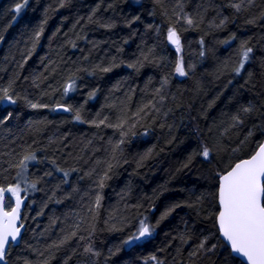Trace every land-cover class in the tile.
I'll list each match as a JSON object with an SVG mask.
<instances>
[{"label":"trees","instance_id":"1","mask_svg":"<svg viewBox=\"0 0 264 264\" xmlns=\"http://www.w3.org/2000/svg\"><path fill=\"white\" fill-rule=\"evenodd\" d=\"M17 3L0 0V90L16 100L0 102V187L25 186L26 203L5 264H242L217 231V173L264 140V0ZM121 119L136 124L124 137L106 126ZM141 221L152 234L125 244Z\"/></svg>","mask_w":264,"mask_h":264},{"label":"snow or ice","instance_id":"2","mask_svg":"<svg viewBox=\"0 0 264 264\" xmlns=\"http://www.w3.org/2000/svg\"><path fill=\"white\" fill-rule=\"evenodd\" d=\"M251 2V0H249ZM27 0L24 3H17L13 11L19 13L21 9L25 6ZM238 11L240 10V4H234ZM185 22L188 25H192L194 21L189 17H184ZM224 21H221V25ZM112 25H107L111 27ZM37 37L40 35L38 32ZM168 41L175 45L177 53L181 51L180 36L177 31L170 27L167 34ZM234 38V37H233ZM203 43V41H201ZM228 43V41H224ZM246 42L241 44V60L239 67L235 69L236 73L239 74L241 69L244 68L245 63L249 59L250 53H252L251 47H245ZM204 53L201 52V56ZM129 67H135V65H129ZM111 68H103L102 71L108 72ZM176 72L181 75H187L185 67L182 60H178L176 63ZM74 88V82L69 83L65 88L64 92L67 94L70 90ZM159 91V90H158ZM0 102L7 101L8 103L15 104L16 100L10 94L9 88H4L0 90ZM95 93H90V97L94 96ZM32 108L44 107V105L30 104ZM62 107V106H61ZM148 107V105H145ZM64 111H71V108L64 107ZM144 109L141 108L139 111L142 112ZM250 109L245 108L244 111L247 112ZM9 116L11 113L8 114ZM139 115V112L136 113ZM8 119V117H4ZM76 120H80V113L77 111L75 115ZM107 117L99 121L96 126L99 127L100 124H105ZM3 123V120H0ZM95 123V121H93ZM127 120L121 119L119 123L108 124L106 126L114 127L120 130L121 137L127 136L132 128L136 127V124H131L130 128L125 131V124ZM132 135H135L132 132ZM251 135V133H249ZM124 141L122 140L121 143ZM120 144L114 146L118 149ZM235 151V150H234ZM204 159H208L210 156V149L205 147L201 153ZM146 158V157H145ZM34 155H26L17 165V167L26 169V162L29 160H34ZM187 166V165H185ZM113 165H108V170L112 169ZM20 175V173H18ZM67 175V173H65ZM219 179V187L217 191V201L219 204V210L216 215V222L219 228L220 235L230 244L233 253L238 254L240 257L246 259L247 264H264V142L257 146V150L248 159H241L239 162L235 163L234 166L230 167L223 174L217 173ZM108 171L100 177L99 187L102 189L105 186V181L109 179ZM35 187V185H31ZM20 184L9 186L7 188L0 187V261L5 259V254L8 250V245L11 242H15L18 239L20 233V227L16 226V221L18 218L21 199H20ZM6 193H10L11 196L16 198L15 207H11L10 211L5 210L4 201L6 199ZM102 197L97 194L95 198L96 207H99ZM179 207V205H176ZM173 209H168L162 216L163 220L167 215L171 213ZM159 223V222H157ZM155 226H149L145 221L140 222V227L138 234L129 238V240L124 241L125 244H129L133 240H140L142 237L150 236ZM75 235V232L72 233ZM64 241H61L63 243ZM200 247H204V241H201ZM215 248V245H213ZM85 251H91L90 248L85 249ZM155 259V257H151Z\"/></svg>","mask_w":264,"mask_h":264},{"label":"water","instance_id":"3","mask_svg":"<svg viewBox=\"0 0 264 264\" xmlns=\"http://www.w3.org/2000/svg\"><path fill=\"white\" fill-rule=\"evenodd\" d=\"M169 42V41H168ZM170 43V42H169ZM170 45L171 46H173V47H175V45H173V44H171L170 43ZM1 105L3 106V107H5V106H8V105H12L11 103H8L7 101H2L1 102ZM63 106L61 107V106H56L55 108H54V111L56 112V113H68L69 111H64L63 110ZM262 142H264V140L262 141ZM257 150V149H256ZM249 158V157H248ZM248 158H246V159H248ZM239 162V161H238ZM218 187H219V179H218ZM217 191H218V188H217ZM6 198H7V196H6ZM20 199H21V206H20V210H19V214H18V218H17V221H16V226L17 227H20L22 224H21V215H22V211H23V209H24V205H25V202H26V200H25V198H24V196L23 195H20ZM5 202H6V199H5V201H4V204H5ZM15 205H16V198L14 197V199L12 200V206L11 207H15ZM217 205H218V210H219V204H218V201H217ZM11 209V208H10ZM10 209H8V211H10ZM6 210V209H5ZM216 226H217V231H218V234H219V238H220V240L223 242V244L228 248V250L230 251V253H231V255L233 256V257H235L236 259H238L242 264H247V261H246V259H244L243 257H240L238 254H236V253H233L232 252V250H231V246H230V244H228V242L226 241V240H224V238L220 235V232H219V228H218V225H217V222H216ZM23 227H20V233H19V235H18V239H17V241H15V242H11L9 245H8V250H9V247L10 246H17L19 243H20V240H21V236H22V233H23ZM148 238V236H146V237H142L140 240H136L137 242H140V241H142V240H145V239H147ZM8 250H7V252H8ZM7 252H6V254H7ZM6 254H5V258H6ZM5 260L6 259H4L3 261H0V264H5Z\"/></svg>","mask_w":264,"mask_h":264},{"label":"rangeland","instance_id":"4","mask_svg":"<svg viewBox=\"0 0 264 264\" xmlns=\"http://www.w3.org/2000/svg\"><path fill=\"white\" fill-rule=\"evenodd\" d=\"M175 74H176V76L178 77V78H181V77H183V76H181V75H179L177 72H175ZM25 188V186H21L20 185V189H21V191H20V195H23L24 196V193H23V189ZM6 196L9 198V200L11 201V203H12V200L14 199V196H11V194L10 193H6ZM24 198H25V196H24ZM26 200V199H25ZM26 203V202H25Z\"/></svg>","mask_w":264,"mask_h":264},{"label":"bare ground","instance_id":"5","mask_svg":"<svg viewBox=\"0 0 264 264\" xmlns=\"http://www.w3.org/2000/svg\"><path fill=\"white\" fill-rule=\"evenodd\" d=\"M254 154V153H253ZM234 166V165H233ZM230 170V169H229Z\"/></svg>","mask_w":264,"mask_h":264}]
</instances>
